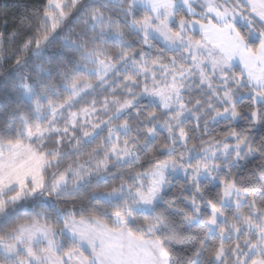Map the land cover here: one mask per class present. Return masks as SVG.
<instances>
[{
    "label": "snow or ice",
    "instance_id": "obj_1",
    "mask_svg": "<svg viewBox=\"0 0 264 264\" xmlns=\"http://www.w3.org/2000/svg\"><path fill=\"white\" fill-rule=\"evenodd\" d=\"M7 25L0 264H264V0H46ZM209 119L232 127L191 143Z\"/></svg>",
    "mask_w": 264,
    "mask_h": 264
},
{
    "label": "trees",
    "instance_id": "obj_2",
    "mask_svg": "<svg viewBox=\"0 0 264 264\" xmlns=\"http://www.w3.org/2000/svg\"><path fill=\"white\" fill-rule=\"evenodd\" d=\"M46 2V0H0V31H4V21L8 20L7 25V32L11 34V32L14 29L15 23L19 22V18L24 16L27 13H30L31 9L34 6H39ZM143 15V14H141ZM21 41L20 37H17V44H19ZM13 48L16 47V45H12ZM158 47H161L158 45ZM155 51V49H153ZM167 55H171V53H167ZM0 63H3L0 61ZM11 67V64L5 63L3 65V71L8 70ZM239 74V71H238ZM102 99V97H101ZM242 104H246L247 101L243 100L241 101ZM134 124V122H133ZM195 121L192 119H189L186 121V127L189 129H192L194 127ZM203 121H201V130L203 129ZM232 125L228 124L227 122L220 121V122H214L211 119L208 121V129L207 134L204 135L202 132H197L196 135L193 137V140L191 143H196L197 145H200L202 141H210L212 138L216 139H224L225 133L228 129H230ZM238 130L243 132L245 135L249 134L251 132V125L248 124V122H241V124L238 127ZM104 135H107L105 132ZM167 135V133L163 130H161L160 134L157 136V141L163 140V138ZM95 146V145H93ZM191 146V144L189 145ZM90 150V149H89ZM86 159L87 157H83ZM259 161L253 162V164L250 167H258ZM111 179V177H109ZM184 182V177L177 176L173 180L174 188L173 191L170 193V196L180 197V193L182 191L181 184ZM62 206V205H61ZM62 226V225H60Z\"/></svg>",
    "mask_w": 264,
    "mask_h": 264
},
{
    "label": "rangeland",
    "instance_id": "obj_3",
    "mask_svg": "<svg viewBox=\"0 0 264 264\" xmlns=\"http://www.w3.org/2000/svg\"><path fill=\"white\" fill-rule=\"evenodd\" d=\"M237 63V65H238V61L236 62ZM240 70H242V69H239V67H238V71H240ZM180 177H183V174H181V175H179Z\"/></svg>",
    "mask_w": 264,
    "mask_h": 264
}]
</instances>
